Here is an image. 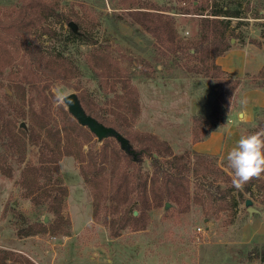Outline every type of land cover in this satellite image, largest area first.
<instances>
[{
	"label": "rangeland",
	"instance_id": "1",
	"mask_svg": "<svg viewBox=\"0 0 264 264\" xmlns=\"http://www.w3.org/2000/svg\"><path fill=\"white\" fill-rule=\"evenodd\" d=\"M41 1L51 11L29 6L38 0H0V26L19 16L21 9L26 11L22 17L34 15L37 21L33 19L31 38L45 52L60 54L64 65L66 61L73 70L52 82L25 80L24 71L31 63L29 52L18 44H8L0 35V249L13 252L12 264H264L253 252L264 244V185L257 183L253 193H244L260 210L250 216L241 196L244 187L232 185L226 167L227 152L238 138L264 128L263 101H254L256 94L264 99V86L257 85L264 83L260 77L264 68V0H234L233 6L241 4V16H219L231 18L227 31L231 48L216 61L231 74L222 75L229 82L226 89L216 87V80L205 73H196L200 66L196 59L168 53L132 19L136 10L173 15L177 40L191 47L199 39V14L180 11L203 8L210 13L224 0ZM54 14H60V19ZM70 21L78 24L80 37H73ZM97 56L109 59L108 76L99 77L91 69ZM228 66L237 71L228 70ZM127 76L139 97L138 114L124 98ZM238 80V88L230 96L229 89ZM72 92L78 94L89 114L91 108L122 124L129 134L121 133L138 152L136 162L140 164L115 154V149H121L115 138L99 141L92 133L86 141L80 132L69 129L68 135L63 133L62 148L71 154L62 155L58 162L68 195L62 203L51 205L61 207L57 213L49 211L45 191L58 193L59 185H45L42 180L35 185L31 174L26 181L23 178L28 167L39 165L40 158L50 157L56 150L42 128L64 124L61 107L68 109L63 98ZM249 92L253 100L245 99ZM246 100L253 110L250 121L238 115ZM214 102L220 105L218 119L214 117L218 127L207 139L194 142L199 125L196 118L207 117ZM107 141L111 149L105 163L98 158L95 167H88L87 154L93 151L97 156ZM143 145L162 154H167L168 145L174 154L187 156L183 162L188 164L189 191L181 192L180 200L166 197L158 205L149 184L154 167ZM196 153L214 160L224 171L217 174L218 181L233 188L226 199L212 202L201 196L208 160L201 165ZM83 166L87 174L94 173L95 191L86 181ZM125 174L134 187L136 177L140 178L137 182H148L151 204L146 210H141V202L140 206H127L125 196L116 194L118 184L126 181ZM162 189L165 193L166 187ZM142 191L139 187L135 192L139 200ZM113 198L121 202L116 215ZM132 208H139L140 226L128 225L114 237V218L120 221ZM38 222L46 229L22 235V230Z\"/></svg>",
	"mask_w": 264,
	"mask_h": 264
},
{
	"label": "trees",
	"instance_id": "2",
	"mask_svg": "<svg viewBox=\"0 0 264 264\" xmlns=\"http://www.w3.org/2000/svg\"><path fill=\"white\" fill-rule=\"evenodd\" d=\"M234 0H224V4L210 13H205L204 9L196 10L195 12H191L190 10L184 9L180 11L181 13H195L199 14L198 18V34L199 39L193 43L191 47L186 46L182 42L177 40L176 36V26H175V17L170 14L162 13L159 11H144V10H136L132 13V19L144 27L146 31L151 33L156 39L157 42L162 45L168 53L177 55L182 59H196L200 66H197L196 73H205L210 78H214L216 80V87H223L226 89L228 87L227 78H223L222 75H227V77L231 76L230 73L223 70L222 67L217 64L216 59L223 55L231 48V39L227 36V31L231 25L232 17H240L241 16V4L237 3L235 6L232 4ZM30 7H40L43 12L47 11L48 6L41 0H38L37 4L29 5ZM34 9V10H35ZM160 10L159 8H155ZM33 10V11H34ZM24 11V12H23ZM37 11V10H36ZM51 11V10H48ZM198 11V12H197ZM22 12L26 13L24 9H21L20 15L12 17L6 25L0 26V35H4L5 39L9 40L8 44H18L22 46L27 52H29L31 57V63L29 64V68L24 71L25 80L32 81L38 80L42 81H56L57 79L67 76L70 72H72V68L69 65H65L61 59V55H54L53 52H45L44 48L31 38V27L34 26L37 19L33 15V17L29 18L28 16L22 17ZM59 19L61 17L60 14H54ZM219 16H228L231 18H220ZM33 20V21H32ZM40 20V19H38ZM41 21V20H40ZM39 22V21H38ZM81 34L73 32V37H80ZM112 65L110 61L105 56H97V61L91 69L94 70L99 77L108 76ZM196 67V66H195ZM104 68V69H103ZM102 69V70H101ZM212 70V71H211ZM260 77L264 81V68L260 72ZM130 79L126 78L125 81V91L124 98L135 108L136 114L139 113V97L136 92V89L129 85ZM240 81L238 80L234 85H232L229 89L230 96L234 93V91L238 88ZM260 87L264 86L263 82H258L257 84ZM216 90V88H215ZM217 91V90H216ZM62 112L65 117V122L62 126H58L56 128L46 127L42 128L46 137H50L54 141V147L56 150L51 153L50 157L40 158L39 165H32L28 167V171L24 172L23 180L26 181L31 174L33 176V181L35 185L39 184V180L43 181V184H58V193H54L51 189L45 191V200L50 204L49 211H56L60 213V206L55 207L51 206L55 203H62L65 197L68 195V188L62 182V176L59 168V160L62 155L71 154V151L68 149L66 153H64L62 148V142L65 138L63 133L67 134L69 129L72 132H80L86 141H90L92 132L82 125H80L77 120L70 114L68 110L65 109L64 105L61 107ZM90 113L96 117L98 120L107 124L109 126L115 127L120 132H126L129 134L122 124H118L112 118H109L108 115L104 113H99L94 111V109L89 108ZM220 110V105L218 102H214L213 110L208 114L207 117L203 119L196 118V121L199 122V125L194 130V142L202 141L208 138L212 131H215L218 127V121L214 119H218V112ZM207 126V129L203 127ZM55 129V130H53ZM24 134H27L25 129H22ZM55 132V133H54ZM68 135V134H67ZM54 137V138H53ZM113 139V138H112ZM46 144V142H44ZM48 145V144H46ZM70 145V144H68ZM166 153L162 154V152L153 149L150 145H143V152H147L152 160V165L154 167V172L152 177L150 178L149 184H151V191L154 194V199L156 200L158 205L163 203L164 198L169 197L175 201L180 200L181 192L188 193V185L189 179L186 175L187 163H184L183 160L187 157L186 155H176L172 152L170 146H166ZM111 145L109 141H107L101 152L94 155L93 151H90L87 154L88 159V167L96 166L97 159L99 158L102 162L105 163L110 153ZM115 154L118 156L122 154L125 160H131L133 163L140 164V162H136L133 157L126 153L122 148L119 151L114 150ZM211 157V156H210ZM197 162L203 165L205 160L204 155L196 153ZM208 166L206 169V173H204L207 178L206 183H200L202 186V192L200 193L204 199L208 201L216 202L217 200L226 199L229 196L231 189L225 188L218 181V173H224L221 168L216 167L215 161L207 159ZM82 164L84 160H81ZM85 167L83 166L82 172L85 175L86 181L92 186V191H95L93 188V179L94 173H88L85 171ZM201 173V172H200ZM215 174L214 179H210L211 175ZM218 174V175H217ZM55 175V176H54ZM126 181L118 184L116 189V194L120 196H125V200L127 201V206L134 205H142L141 210H146L151 202L148 197V182L145 183L137 182L138 177H136V183L131 185L130 177L128 175H123ZM257 183H262L264 185V176L260 178L253 179L248 184H246L241 192L242 200L246 202L248 198H245L244 193H253V187L257 185ZM166 187V192L162 193L163 187ZM141 187L143 188L142 200H139L136 197L135 192L137 189ZM134 194V195H133ZM95 195V192H94ZM132 195V197H131ZM114 199V198H113ZM116 206H114L113 212L116 213L120 211L121 202L115 200ZM142 204H141V203ZM133 210V208H132ZM127 212V213H126ZM126 214L121 217L120 221L115 219L113 220V236L117 237L121 234L122 230L127 228L128 225L140 226L141 215L139 214V208L133 211L126 210ZM122 220V221H121ZM121 222H124L121 224ZM118 223V226L116 224ZM46 229V225L43 222H38L33 225H29L27 228L22 230L23 236H30L32 234L38 233L39 231H43ZM254 255L259 257L262 261H264V244L257 245L253 250ZM0 264H12L14 255L13 252L8 250L0 249Z\"/></svg>",
	"mask_w": 264,
	"mask_h": 264
},
{
	"label": "clouds",
	"instance_id": "3",
	"mask_svg": "<svg viewBox=\"0 0 264 264\" xmlns=\"http://www.w3.org/2000/svg\"><path fill=\"white\" fill-rule=\"evenodd\" d=\"M226 167L230 170L232 185L237 189L264 176V128L238 138L227 152Z\"/></svg>",
	"mask_w": 264,
	"mask_h": 264
},
{
	"label": "water",
	"instance_id": "4",
	"mask_svg": "<svg viewBox=\"0 0 264 264\" xmlns=\"http://www.w3.org/2000/svg\"><path fill=\"white\" fill-rule=\"evenodd\" d=\"M69 25L74 32H79L78 24L75 21H70ZM63 101L66 104L68 111L77 120V122L80 125L87 127L99 141H103L104 139L110 137L115 138L120 143L121 148L126 153L130 154L135 161L137 160L138 152L135 151L130 139L115 127L108 126L93 115L89 114L84 108L81 99L76 92H72L66 95L63 98ZM22 125L25 126L24 123ZM139 153H142V151H140ZM245 204L248 207L250 216H252L254 213H260V210L253 205L252 199H247ZM169 206L170 203L167 202L166 207Z\"/></svg>",
	"mask_w": 264,
	"mask_h": 264
},
{
	"label": "crops",
	"instance_id": "5",
	"mask_svg": "<svg viewBox=\"0 0 264 264\" xmlns=\"http://www.w3.org/2000/svg\"><path fill=\"white\" fill-rule=\"evenodd\" d=\"M220 58H221V56H219ZM218 57V58H219ZM217 58V59H218ZM217 59H216V61H217ZM229 65V64H228ZM234 67L233 66H228L227 67V69L228 70H230V71H232V72H234V71H237L235 68L233 69ZM252 92H249V93H247L246 94V97H245V99L247 98H249L250 99V97H251V99L253 100V97H252V95H253V93L251 94ZM258 99H260L259 100V102H261V101H263V105H264V99H263V96H258V94H256L255 95V97H254V101H258ZM246 104V105H245ZM257 104V103H256ZM242 108H243V105H242ZM239 114V118L241 119V116H245L246 117V120H249L250 121V119H252V116H253V110H252V108H251V104H250V102L249 101H247L246 100V103H244V108L242 109V110H240L239 112H238ZM210 143H211V141H210Z\"/></svg>",
	"mask_w": 264,
	"mask_h": 264
},
{
	"label": "built area",
	"instance_id": "6",
	"mask_svg": "<svg viewBox=\"0 0 264 264\" xmlns=\"http://www.w3.org/2000/svg\"><path fill=\"white\" fill-rule=\"evenodd\" d=\"M199 230H202V228H201V227H199Z\"/></svg>",
	"mask_w": 264,
	"mask_h": 264
},
{
	"label": "flooded vegetation",
	"instance_id": "7",
	"mask_svg": "<svg viewBox=\"0 0 264 264\" xmlns=\"http://www.w3.org/2000/svg\"><path fill=\"white\" fill-rule=\"evenodd\" d=\"M79 33V32H78Z\"/></svg>",
	"mask_w": 264,
	"mask_h": 264
}]
</instances>
